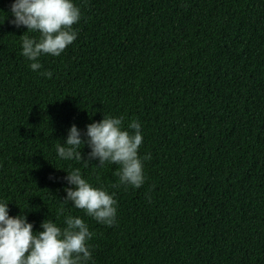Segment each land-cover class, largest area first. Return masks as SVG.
<instances>
[{
  "label": "trees",
  "instance_id": "1",
  "mask_svg": "<svg viewBox=\"0 0 264 264\" xmlns=\"http://www.w3.org/2000/svg\"><path fill=\"white\" fill-rule=\"evenodd\" d=\"M12 2L0 0L8 214L34 232L80 217L93 233L87 264H264V0H72L76 39L35 71ZM103 115L141 125L138 154L151 159L139 188L113 187L119 165L56 154L71 125L86 139ZM75 168L117 201L111 226L62 202Z\"/></svg>",
  "mask_w": 264,
  "mask_h": 264
},
{
  "label": "clouds",
  "instance_id": "2",
  "mask_svg": "<svg viewBox=\"0 0 264 264\" xmlns=\"http://www.w3.org/2000/svg\"><path fill=\"white\" fill-rule=\"evenodd\" d=\"M13 19L9 23L19 28L25 26L27 32L36 36L21 35L22 55L32 61L30 68L40 69L39 58L50 54L59 56L76 39L73 30L81 16L80 9L72 0H13L10 5ZM50 78L52 73L45 71ZM124 117L103 115V118L86 125V139L75 124L68 129L63 144H56V154L65 160L99 161L119 165L115 175L120 185L139 188L145 181L143 160H150L151 154L143 159L138 149L143 142L141 125L132 120L127 129L123 127ZM87 144L90 151L82 157L81 148ZM71 187H66L62 202L74 205L97 222L111 226L116 219L117 201L104 188L93 187L82 178L79 168L67 172L64 177ZM64 214L61 208L58 217ZM40 228L33 231L32 223L24 214L10 216L7 202L0 203V264H87L92 259L88 241L93 233L78 216L64 217V227L44 219Z\"/></svg>",
  "mask_w": 264,
  "mask_h": 264
}]
</instances>
